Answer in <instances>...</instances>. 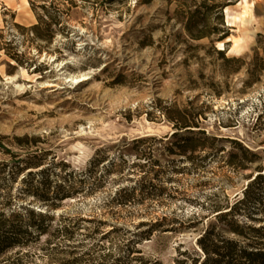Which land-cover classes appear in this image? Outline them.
<instances>
[{
	"label": "rangeland",
	"instance_id": "rangeland-1",
	"mask_svg": "<svg viewBox=\"0 0 264 264\" xmlns=\"http://www.w3.org/2000/svg\"><path fill=\"white\" fill-rule=\"evenodd\" d=\"M227 3L220 41L202 0H0V208L51 217L22 264H175L264 176V0Z\"/></svg>",
	"mask_w": 264,
	"mask_h": 264
},
{
	"label": "trees",
	"instance_id": "trees-1",
	"mask_svg": "<svg viewBox=\"0 0 264 264\" xmlns=\"http://www.w3.org/2000/svg\"><path fill=\"white\" fill-rule=\"evenodd\" d=\"M227 1L221 0L217 4H210V0H202V6L191 12L185 23L188 34L191 37H210L213 32L222 34L219 40H224L229 35L223 22V10L228 6ZM42 8L45 9V7ZM202 9H205L204 18L200 19L199 14ZM33 10L35 12L34 7ZM212 10H217L222 27L215 28L213 31L205 29L206 27L199 29L200 22L205 21L207 13ZM35 14L38 24L32 26L29 31L33 37H46L41 29L45 19L39 16L38 13L35 12ZM49 19L54 20L52 17H49ZM18 28L24 29L21 26H18ZM12 58L17 64H22L16 57ZM187 127L189 126L186 125L185 128ZM30 168H32V165L25 162L18 172L21 173ZM30 175H33V173L30 172ZM27 178L23 179L25 183H27ZM263 179V175H258L245 190L244 198L237 200L231 208H226L227 212H224L221 208L217 209L215 221L210 223L197 239L193 252L180 253V257L183 258L176 259L175 264H264V225L257 226L239 220L240 217H246L248 221H264V201L256 200L251 203L248 201L250 200L249 193L254 185L263 182ZM29 193H32L38 200L46 202V204L51 201L48 195L40 196L36 191ZM56 198L60 199L59 195H56ZM66 198L68 196H63L61 200ZM50 207H55V204L52 203ZM2 208H0V264H22L20 252L29 243L39 241L47 233L50 223H47L48 226L46 227H44V224L51 217L48 213L36 212L24 206L10 208L8 211ZM256 208H259V210L256 211ZM253 212H260L261 217L259 219L255 218L252 215ZM8 254H10V257L4 259ZM152 263L163 264L160 259H155Z\"/></svg>",
	"mask_w": 264,
	"mask_h": 264
},
{
	"label": "bare ground",
	"instance_id": "bare-ground-1",
	"mask_svg": "<svg viewBox=\"0 0 264 264\" xmlns=\"http://www.w3.org/2000/svg\"><path fill=\"white\" fill-rule=\"evenodd\" d=\"M85 79H87L86 76H83V79H81V78L76 79V83L79 84V83L83 82Z\"/></svg>",
	"mask_w": 264,
	"mask_h": 264
}]
</instances>
